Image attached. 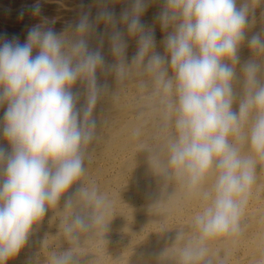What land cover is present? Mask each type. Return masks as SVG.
<instances>
[{"label": "bare ground", "instance_id": "obj_1", "mask_svg": "<svg viewBox=\"0 0 264 264\" xmlns=\"http://www.w3.org/2000/svg\"><path fill=\"white\" fill-rule=\"evenodd\" d=\"M37 3L41 11L33 15ZM146 3L140 21L145 32L153 33L154 47L143 59L137 55L144 33L129 31L128 22L122 19L133 0H21L0 5V15L12 24L0 35V44L14 38L25 43L29 29L39 24L42 29L51 27L69 44L83 38L90 51L103 57L95 72L101 91L89 118L95 121L93 137L80 147L83 174L55 206H48L25 246L5 264H54L55 258L64 254L71 255V264H184L185 249H204L203 256L190 264H264V157L250 143L258 109H250L240 121V132L228 137L240 157L252 160L254 167L239 231L201 240L196 217L215 197L219 170L214 161L203 180L192 186L189 175L177 174L169 163L171 145L178 138L179 117L175 71L165 44L172 26L165 30L157 19L164 0ZM244 5L248 23L237 47V60H222L234 73L231 110L236 113L249 92L256 90L244 71L247 64L258 66L257 87L264 86V49L249 43L255 35L264 40V0H237V7ZM105 10L113 13L114 22L97 19ZM85 13L93 28L79 33L76 25ZM117 32L124 45L120 53L113 50ZM154 54L164 63L149 70L147 64ZM165 69V80L173 84L170 92L158 80ZM71 91L79 97L76 106L82 112L87 77L78 79ZM5 110L6 105L0 106V148L10 152L2 133ZM4 167L5 162H0V183ZM93 192L101 201L99 205L90 199ZM77 217L84 221V228L75 225ZM98 217H102L99 223L95 222ZM67 227H72L71 233L65 231Z\"/></svg>", "mask_w": 264, "mask_h": 264}, {"label": "clouds", "instance_id": "obj_2", "mask_svg": "<svg viewBox=\"0 0 264 264\" xmlns=\"http://www.w3.org/2000/svg\"><path fill=\"white\" fill-rule=\"evenodd\" d=\"M164 4L157 19L165 30L172 26L165 44L175 71L179 113L178 138L171 145L169 163L177 174L186 172L190 184L196 186L216 161L215 197L196 217V223L201 240L237 233L246 193L254 181V167L252 160L240 157L228 137L240 132L241 119L255 107L258 114L250 143L264 157V86L257 87L258 66L247 64L244 71L256 90L241 102L239 113L233 112L230 81L234 73L222 60H237L248 7H237V0H164ZM146 8V0H133L131 10L122 15L129 31L144 33L137 59H143L154 47L153 33L145 32L140 21ZM40 11L38 3L32 7L33 15ZM97 19L114 22L113 13L106 10L99 12ZM92 28L85 13L75 30L85 33ZM119 37L118 32L113 36L116 53L124 47ZM249 43L264 49L259 35ZM102 63L100 53L90 51L83 38L69 44L51 27L42 29L39 24L29 29L25 43L14 38L0 44V106L6 105L2 133L11 147L10 152L0 148V162H5L0 183V264L21 251L48 206H55L83 174L80 147L93 137L95 121L89 118L101 91L95 72ZM163 63L164 59L154 54L147 68ZM166 74V69L161 71L158 80L170 92L173 84L165 80ZM85 76L88 93L81 112L76 106L79 97L71 88ZM90 199L101 203L95 192ZM101 220L95 218L97 223ZM74 223L85 227L79 217ZM65 231L71 233L72 227ZM203 254L204 249H185L184 264ZM71 260L70 254H64L56 257L54 264H71Z\"/></svg>", "mask_w": 264, "mask_h": 264}, {"label": "rangeland", "instance_id": "obj_3", "mask_svg": "<svg viewBox=\"0 0 264 264\" xmlns=\"http://www.w3.org/2000/svg\"><path fill=\"white\" fill-rule=\"evenodd\" d=\"M15 1L19 2L21 0H0V5L10 6L15 3ZM9 26H12V24L4 16L0 15V35L3 34V31Z\"/></svg>", "mask_w": 264, "mask_h": 264}]
</instances>
